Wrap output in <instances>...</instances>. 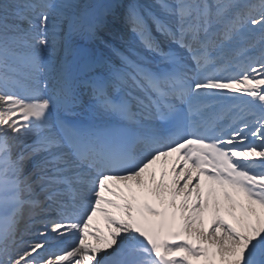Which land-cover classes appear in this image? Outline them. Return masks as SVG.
Masks as SVG:
<instances>
[{"label":"snow or ice","instance_id":"obj_1","mask_svg":"<svg viewBox=\"0 0 264 264\" xmlns=\"http://www.w3.org/2000/svg\"><path fill=\"white\" fill-rule=\"evenodd\" d=\"M0 264H264V0H0Z\"/></svg>","mask_w":264,"mask_h":264},{"label":"bare ground","instance_id":"obj_2","mask_svg":"<svg viewBox=\"0 0 264 264\" xmlns=\"http://www.w3.org/2000/svg\"><path fill=\"white\" fill-rule=\"evenodd\" d=\"M141 2H151V0H141ZM114 43H116L117 44V46H119L120 45V42L117 40V41H114ZM121 50H123V49H121ZM164 166L162 165V164H160V163H158L157 165H155L154 166V168H155V170H156V172H157V175L159 176V173H160V171L162 170V168H163ZM169 168H170V164H169V166H168ZM121 187H123V185H121ZM38 215L36 216V217H34L33 219H34V222L32 223V225L30 226V227H26V226H23V230L25 231V232H32V233H36L37 232V227H36V225H37V223H39V222H41V221H43V218H44V215L43 214H40V211H37L36 212ZM47 219L49 218V217H46ZM57 218V216L55 217V218H52L51 220H53V219H56ZM49 221H51L50 219H48ZM48 221V222H49ZM97 221H94V224L96 223ZM99 226L100 227H104L105 225H104V222H103V220H102V218H100L99 219ZM49 228H50V224H48L47 226H44L42 229H41V231L40 232H38L39 234H36L34 237H33V241L35 240V239H39V238H41V236H40V234L41 233H45V232H48V230H49ZM50 235H54L53 233H49ZM33 241H31V242H33ZM30 242V243H31ZM25 244V243H24Z\"/></svg>","mask_w":264,"mask_h":264},{"label":"rangeland","instance_id":"obj_3","mask_svg":"<svg viewBox=\"0 0 264 264\" xmlns=\"http://www.w3.org/2000/svg\"><path fill=\"white\" fill-rule=\"evenodd\" d=\"M81 2H86V0H81Z\"/></svg>","mask_w":264,"mask_h":264}]
</instances>
